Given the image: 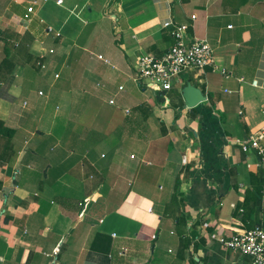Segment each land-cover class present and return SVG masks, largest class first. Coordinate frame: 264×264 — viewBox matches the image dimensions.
Returning a JSON list of instances; mask_svg holds the SVG:
<instances>
[{
    "label": "crops",
    "instance_id": "crops-1",
    "mask_svg": "<svg viewBox=\"0 0 264 264\" xmlns=\"http://www.w3.org/2000/svg\"><path fill=\"white\" fill-rule=\"evenodd\" d=\"M56 2L0 0V264H251L218 238L264 228V0ZM169 17L231 77L138 89Z\"/></svg>",
    "mask_w": 264,
    "mask_h": 264
},
{
    "label": "built area",
    "instance_id": "built-area-1",
    "mask_svg": "<svg viewBox=\"0 0 264 264\" xmlns=\"http://www.w3.org/2000/svg\"><path fill=\"white\" fill-rule=\"evenodd\" d=\"M58 5H62L64 0H57ZM34 7L28 8V13H32ZM28 20V15L25 16ZM192 20L196 16H191ZM163 28L168 29L174 39V44L169 51L161 58L152 55H141L136 60L137 74L133 78L135 84L141 88L154 92H167L172 89L174 81L183 73L188 71H203L210 66L214 72L220 73L224 78L231 77L227 70L221 69L215 63L214 49L206 40L187 38V24H178L172 17L167 18L163 23ZM145 81V84L143 82ZM242 81V79H241ZM259 81H254V86H258ZM123 90V87H119ZM111 105H116L115 100L110 101ZM126 114L130 109H125ZM264 128L252 134L246 140H237L240 149L247 154L255 151L259 162L257 166L264 165ZM252 168V164H248ZM240 225H242L240 223ZM155 237V236H154ZM219 243L235 254L248 256L252 259L251 264H264V228L257 226L251 230H238L230 236H221Z\"/></svg>",
    "mask_w": 264,
    "mask_h": 264
},
{
    "label": "rangeland",
    "instance_id": "rangeland-1",
    "mask_svg": "<svg viewBox=\"0 0 264 264\" xmlns=\"http://www.w3.org/2000/svg\"><path fill=\"white\" fill-rule=\"evenodd\" d=\"M134 83L132 82V81H128V82H126V81H124L123 82V86L125 87V86H127V87H130V86H132ZM136 85V84H135ZM137 86V85H136ZM137 88H138V86H137ZM138 89H140V88H138ZM148 95H151L152 93L150 92V90L149 91H147L146 92ZM113 96L115 97V95L113 94ZM112 96V97H113ZM114 99H116L115 101H116V105L115 106H112V107H115V108H117V109H121L120 108V105H119V100H120V97H118V96H116ZM126 117H128L127 119H128V121L126 120L125 121V125H129V124H131V121H135V116L134 117H132V115H128V116H126ZM98 136H100V135H98Z\"/></svg>",
    "mask_w": 264,
    "mask_h": 264
},
{
    "label": "trees",
    "instance_id": "trees-1",
    "mask_svg": "<svg viewBox=\"0 0 264 264\" xmlns=\"http://www.w3.org/2000/svg\"><path fill=\"white\" fill-rule=\"evenodd\" d=\"M258 186H259V188H258V192L259 193H261L262 192V187L264 186V180H263V177L261 178V177H259L258 176ZM258 193V194H259ZM245 200H247V197H246V199ZM258 202H259V200H258Z\"/></svg>",
    "mask_w": 264,
    "mask_h": 264
},
{
    "label": "water",
    "instance_id": "water-1",
    "mask_svg": "<svg viewBox=\"0 0 264 264\" xmlns=\"http://www.w3.org/2000/svg\"><path fill=\"white\" fill-rule=\"evenodd\" d=\"M184 97L186 98V91H184Z\"/></svg>",
    "mask_w": 264,
    "mask_h": 264
}]
</instances>
